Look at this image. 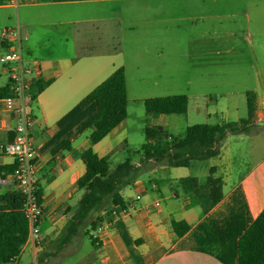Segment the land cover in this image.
I'll return each mask as SVG.
<instances>
[{
	"label": "crops",
	"instance_id": "0c3cea01",
	"mask_svg": "<svg viewBox=\"0 0 264 264\" xmlns=\"http://www.w3.org/2000/svg\"><path fill=\"white\" fill-rule=\"evenodd\" d=\"M125 1L129 0H21L14 6L0 0V52L10 45L4 39V28L18 26L25 36L21 46L26 61L40 66L39 78L50 79L36 99L27 101L25 106L31 118L29 135L35 151V178L42 212L38 238L25 241L19 263L24 264L25 254L30 255L33 264L67 262L85 246L82 260L67 263L238 264L237 240L264 208V126L253 133L227 132L217 155L192 160L187 166L148 165L145 174L121 188L120 194L123 206L130 203L136 192H141L150 200L159 198L158 207L133 209L128 215L117 217L95 243L89 239L87 244L83 237L90 228L87 223L60 246L59 235L69 210L83 192L77 187L85 171L79 152L90 145L89 132L97 116L95 102L82 101L119 66L125 71L127 114L91 145L93 150L110 158L117 145L112 147L110 138L125 129L131 99L129 70L122 51L114 45L122 28ZM246 19L250 21L252 14L246 13ZM156 51L159 60L153 66L155 71L163 72L164 48ZM141 67L138 65V69ZM8 81L7 70L0 65V87ZM152 82L163 81L159 76ZM253 94L254 122L264 124V91ZM202 111L199 104L190 107L188 99L185 112L156 113L155 124L163 125L172 135H181L188 125L201 123H189V115L193 120L200 115L209 116L210 109ZM17 120L16 112L7 108L4 97L0 98V147L13 141ZM240 143L245 144L244 148ZM133 162L139 164L138 160ZM13 163V156L0 151V166ZM210 168H214V176L222 179V197L202 213V204L193 202L191 196L197 194L196 189ZM2 175L0 195L15 191L11 172ZM106 210L94 211L90 218L97 224ZM179 220L189 224L183 234L174 228V222Z\"/></svg>",
	"mask_w": 264,
	"mask_h": 264
},
{
	"label": "rangeland",
	"instance_id": "374dc122",
	"mask_svg": "<svg viewBox=\"0 0 264 264\" xmlns=\"http://www.w3.org/2000/svg\"><path fill=\"white\" fill-rule=\"evenodd\" d=\"M122 8L114 45L128 63L131 99L125 129L109 140L112 147L117 144L111 168L125 157L139 159L144 128L157 120L156 114L145 112L143 97L185 94L190 107L210 109L209 116L203 113L196 120L189 115V123H219L246 115L247 91H264V0H129ZM246 13L252 14L250 21ZM162 47L165 70L157 72L153 65ZM159 76L162 83L152 82ZM244 145L240 143L241 149ZM85 252L82 246L67 262L82 260ZM23 263L33 264L29 254Z\"/></svg>",
	"mask_w": 264,
	"mask_h": 264
},
{
	"label": "trees",
	"instance_id": "16d2710c",
	"mask_svg": "<svg viewBox=\"0 0 264 264\" xmlns=\"http://www.w3.org/2000/svg\"><path fill=\"white\" fill-rule=\"evenodd\" d=\"M49 82L50 79L38 78L31 83L29 103L36 99L37 93ZM6 96H14L9 81L0 87V98ZM87 101L95 102L97 116L89 132L90 145L79 152L85 171L79 178L77 187L83 189V192L76 205L69 210L70 215L59 235L60 246L68 242L87 223L91 228L96 225L95 219L90 218L94 211L116 205L123 206L121 188L132 183L148 165L153 163L187 166L192 160H203L217 155L220 141L227 132L253 133L264 126L254 122V94L247 91L246 115L239 120L194 123L188 125L181 135L170 134L160 124L146 125L145 141L139 150V164L125 157L111 168L109 155L99 156L91 145L126 117L127 94L123 66L117 67L98 83L82 103ZM142 102L147 113H183L187 109L188 98L185 94H170L145 97ZM14 165H1L0 177L12 172ZM213 171L214 168H210L208 176L198 185L197 194L191 196L193 202L202 204V213L222 197V179L214 176ZM21 204L22 196L16 190L0 195V264L19 255L26 241L28 224ZM174 228L178 234H183L189 224L185 220H179L174 222ZM84 234H88V231ZM89 239L92 243L96 242L90 236ZM237 261L238 264H264V208L239 236Z\"/></svg>",
	"mask_w": 264,
	"mask_h": 264
},
{
	"label": "built area",
	"instance_id": "2783aa9c",
	"mask_svg": "<svg viewBox=\"0 0 264 264\" xmlns=\"http://www.w3.org/2000/svg\"><path fill=\"white\" fill-rule=\"evenodd\" d=\"M21 0H5L6 3L16 6ZM4 39L10 41V45L0 52V65L7 70L8 80L14 96L4 97L8 109L15 111L18 120L15 124V136L13 141L3 144L0 151L13 156L14 168L11 172L16 191L22 196L21 209L28 224L27 239L35 241L39 235L38 219L42 212V201L36 186L35 151L30 141L29 125L30 115L25 106L30 98L29 87L38 79L41 68L37 64L27 62L22 49V40L25 38L18 26L6 27L3 30ZM17 102V104H16ZM2 178L0 177V182ZM160 199H148L144 193L136 192L127 206L109 207L93 228H89V236L98 242L100 234L117 217L125 216L133 209H149L158 207ZM18 256H14L2 264H20Z\"/></svg>",
	"mask_w": 264,
	"mask_h": 264
}]
</instances>
